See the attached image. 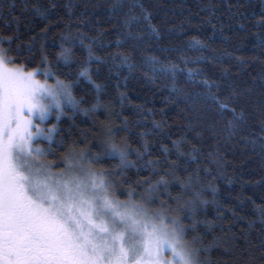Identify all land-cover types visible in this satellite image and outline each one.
Wrapping results in <instances>:
<instances>
[{
    "label": "trees",
    "instance_id": "obj_1",
    "mask_svg": "<svg viewBox=\"0 0 264 264\" xmlns=\"http://www.w3.org/2000/svg\"><path fill=\"white\" fill-rule=\"evenodd\" d=\"M0 48L70 87L54 169L83 158L200 264H264V0H0Z\"/></svg>",
    "mask_w": 264,
    "mask_h": 264
},
{
    "label": "snow or ice",
    "instance_id": "obj_2",
    "mask_svg": "<svg viewBox=\"0 0 264 264\" xmlns=\"http://www.w3.org/2000/svg\"><path fill=\"white\" fill-rule=\"evenodd\" d=\"M12 62L0 48V264H200L176 221L111 199L104 174L54 176L37 162L43 133L33 117L43 120L41 97L56 95Z\"/></svg>",
    "mask_w": 264,
    "mask_h": 264
},
{
    "label": "rangeland",
    "instance_id": "obj_3",
    "mask_svg": "<svg viewBox=\"0 0 264 264\" xmlns=\"http://www.w3.org/2000/svg\"><path fill=\"white\" fill-rule=\"evenodd\" d=\"M10 68L13 69H21L19 67H11ZM24 71V70H23ZM29 72H33V71H24L25 74L29 73ZM34 80L37 81L40 85H44L46 86L48 89L52 90L55 95L56 98L55 100H53V98L51 96H43L40 99V103L43 105H46L48 108V111L45 115V118L43 120H40L37 116L33 117V121H34V125L36 128H39L42 130V135L39 138V140H49L50 138H47V136H51V133L49 135H46L47 133V128L50 132H53L54 127L53 126H47L46 122L48 120H50L53 116L55 118V120H59L62 115L65 113V111L67 109H73L74 106V101H73V97L71 95V91H70V87L68 84H66L65 82L59 80V79H55V81L53 83H49L47 81H40L36 78V75L34 77ZM67 89V95L64 94V89ZM57 104L59 105L57 107ZM34 147L40 148L43 150L42 145L38 142L34 144ZM81 160L79 161L78 158L74 157L73 159L70 160V163L67 164V166L65 167H61L59 169H54L53 166L51 164H49L46 155H42L38 158V163L41 165H47L48 167V171L51 172L54 176L62 174V173H67L69 172L70 168L72 170V174L77 175V174H86V173H94V171L89 169V166L85 165L84 163V159L80 158ZM104 178V176H103ZM105 179V178H104ZM108 195L110 196L111 199L117 201L118 203L121 204H129L131 203H135L132 202L130 200H119L116 199L115 197H113L108 189ZM141 209H143L150 218H155L156 215L160 216L164 222L166 224H168L169 227L172 226L171 222L173 221L172 219L168 218L167 216L163 215V213H156V212H152V211H147L145 208V206L141 205V204H137ZM156 223H159V221L157 220ZM183 243V240H182ZM184 244V243H183ZM171 258V253L170 252H166L164 255V259H170Z\"/></svg>",
    "mask_w": 264,
    "mask_h": 264
}]
</instances>
